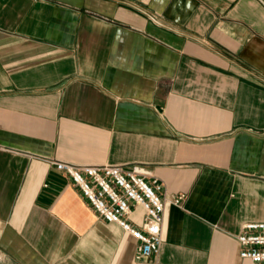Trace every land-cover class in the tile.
<instances>
[{
	"label": "crops",
	"instance_id": "1",
	"mask_svg": "<svg viewBox=\"0 0 264 264\" xmlns=\"http://www.w3.org/2000/svg\"><path fill=\"white\" fill-rule=\"evenodd\" d=\"M51 159L164 184L163 244L100 220ZM137 208L133 220L141 222ZM264 222V0H0V260L256 264Z\"/></svg>",
	"mask_w": 264,
	"mask_h": 264
},
{
	"label": "built area",
	"instance_id": "2",
	"mask_svg": "<svg viewBox=\"0 0 264 264\" xmlns=\"http://www.w3.org/2000/svg\"><path fill=\"white\" fill-rule=\"evenodd\" d=\"M50 161L70 179L100 220L117 224L137 240L136 260L158 254L163 244L165 207H183L186 194L168 197L160 179L138 166ZM137 208L143 210L141 222L133 220ZM237 240L243 259L264 264V222L245 224ZM0 264L4 263L0 260Z\"/></svg>",
	"mask_w": 264,
	"mask_h": 264
}]
</instances>
